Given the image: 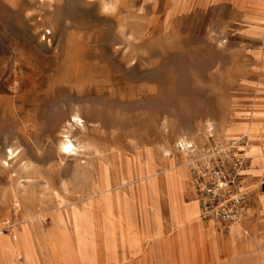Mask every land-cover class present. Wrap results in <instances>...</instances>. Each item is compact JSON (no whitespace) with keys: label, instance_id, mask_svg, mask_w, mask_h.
Masks as SVG:
<instances>
[{"label":"rangeland","instance_id":"rangeland-1","mask_svg":"<svg viewBox=\"0 0 264 264\" xmlns=\"http://www.w3.org/2000/svg\"><path fill=\"white\" fill-rule=\"evenodd\" d=\"M259 1L0 0V264H264V20L246 11ZM68 122L80 153L61 157ZM244 134L249 209L231 225L241 234L215 243L205 263L186 253L203 237L171 223L172 171L113 187L160 154L204 156L213 139ZM180 136L202 147L179 152ZM143 213L149 235L163 230L159 242L143 240ZM212 224L230 227L202 222Z\"/></svg>","mask_w":264,"mask_h":264},{"label":"bare ground","instance_id":"bare-ground-1","mask_svg":"<svg viewBox=\"0 0 264 264\" xmlns=\"http://www.w3.org/2000/svg\"><path fill=\"white\" fill-rule=\"evenodd\" d=\"M92 1V0H90ZM119 0H103V5L106 9H113L115 8L116 4ZM254 10L260 12L261 19L264 20V0H260L258 5H252L250 9L246 10L249 16H255ZM258 12V17L259 16ZM257 15V14H256ZM60 119H57L53 125L57 124V122ZM72 120L82 122V118L79 117V115L75 114L72 116ZM69 125L70 122L66 123L62 126V129L60 131V142L57 145V151L59 156L66 157L68 155H75L80 153V146H76L69 135ZM255 126L259 127L257 124ZM249 135V134H248ZM255 139L251 142V150L254 149L255 145ZM177 148L179 152L185 153V152H194L196 150H200V147L198 144V139L196 138H188L184 136H180L177 139L176 142ZM166 154H169L168 150H165ZM250 153V146L248 148V154ZM9 158H13L14 156V149L9 148L8 149ZM149 154V153H148ZM189 156V158H193L195 160H201V162L204 160V156L202 155H195L186 153L182 161L176 160L174 157L169 158V161H166L165 158L160 156L159 160H155L154 162L147 163L145 162L144 166L142 168L140 166L135 167L134 171L131 172L129 175L122 176L121 178L117 179L113 183L114 189H121L125 188L126 186L133 184L138 187H144L147 185L153 178H156L162 174H166L170 171L173 172L175 177V197L168 203V208L171 212V223L175 226H181L182 224H185V227H189L188 236L191 238L192 236H198L203 237L205 241L199 243L197 241L193 242L190 241L189 245V252L186 253H192L197 259H200L202 262H207L210 255L212 254V249L217 243L221 246H223L225 241H228L231 237L241 234L242 229L238 226H230L229 230L225 234H220L215 229V225L212 224L210 228L205 230L202 226V222L200 223V216H199V206L198 201L196 199L187 202L183 200V193L185 190V184L187 181V173L181 168V164L184 162H187L186 157ZM263 160H264V154H262ZM167 160V159H166ZM4 164L7 166L8 163L4 161ZM10 172V171H9ZM8 172V173H9ZM8 179V178H7ZM10 180V179H9ZM17 180V179H16ZM96 186V185H95ZM11 197L14 202H17L18 204L21 203L22 200L25 198V189L22 188L20 185H17V187H13L11 189ZM118 197V196H117ZM119 200V198H118ZM119 202V201H118ZM118 210V209H117ZM142 218V238L146 241L151 242H159L163 239L164 234L163 230L159 233L149 235L146 232V227L144 224V213L141 214ZM160 218H163V215H160ZM150 224V223H149ZM183 226V225H182ZM184 227V226H183ZM151 232V231H150ZM8 245L5 241L0 240V252L1 255L4 257H8ZM223 250V249H222ZM219 260V259H218Z\"/></svg>","mask_w":264,"mask_h":264},{"label":"built area","instance_id":"built-area-1","mask_svg":"<svg viewBox=\"0 0 264 264\" xmlns=\"http://www.w3.org/2000/svg\"><path fill=\"white\" fill-rule=\"evenodd\" d=\"M249 140L248 134L213 139L203 147L202 162L193 158L189 162L202 221H214L223 227L244 221L251 201L244 187L250 175L248 170L252 168L245 153Z\"/></svg>","mask_w":264,"mask_h":264},{"label":"crops","instance_id":"crops-1","mask_svg":"<svg viewBox=\"0 0 264 264\" xmlns=\"http://www.w3.org/2000/svg\"><path fill=\"white\" fill-rule=\"evenodd\" d=\"M197 200V199H196ZM198 206H199V204H198ZM199 216H200V210H199ZM201 220V219H200ZM202 221V220H201ZM202 222H204V221H202Z\"/></svg>","mask_w":264,"mask_h":264}]
</instances>
